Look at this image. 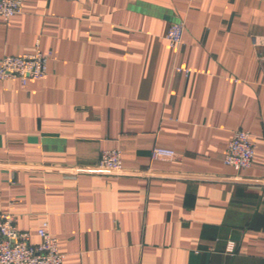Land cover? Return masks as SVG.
<instances>
[{
	"label": "crops",
	"instance_id": "crops-1",
	"mask_svg": "<svg viewBox=\"0 0 264 264\" xmlns=\"http://www.w3.org/2000/svg\"><path fill=\"white\" fill-rule=\"evenodd\" d=\"M37 50L45 79L0 80V212L32 244L48 223L64 264H264V0H22L0 62ZM115 149L126 174L96 173Z\"/></svg>",
	"mask_w": 264,
	"mask_h": 264
},
{
	"label": "built area",
	"instance_id": "built-area-1",
	"mask_svg": "<svg viewBox=\"0 0 264 264\" xmlns=\"http://www.w3.org/2000/svg\"><path fill=\"white\" fill-rule=\"evenodd\" d=\"M21 12L22 0H0V17L5 21ZM184 30L183 22L171 25L167 35L171 47L178 49L181 46ZM50 58L51 53L40 50L21 57L6 56L0 62V80L20 79L24 85L29 79L43 80ZM176 70L183 71L181 67ZM186 74L189 75V71ZM254 157L255 147L250 134L237 131L229 143L225 164L239 172L249 169ZM94 171L103 175H125L121 152L117 149L104 151ZM38 236L41 242L32 244L30 233L17 228L16 217L0 212V264H64L65 257L59 252L57 240L49 234L48 223L39 229ZM229 250L232 252L233 247Z\"/></svg>",
	"mask_w": 264,
	"mask_h": 264
}]
</instances>
